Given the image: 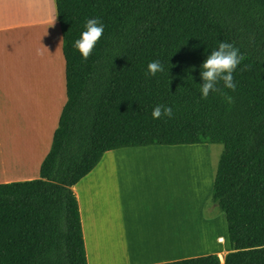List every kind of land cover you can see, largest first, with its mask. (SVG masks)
Wrapping results in <instances>:
<instances>
[{"label": "trees", "instance_id": "trees-1", "mask_svg": "<svg viewBox=\"0 0 264 264\" xmlns=\"http://www.w3.org/2000/svg\"><path fill=\"white\" fill-rule=\"evenodd\" d=\"M55 2L67 103L40 179L0 185V264H88L73 187L108 152L195 145L223 146L211 201L231 251L165 264H264V0ZM88 18L104 33L84 60L73 45ZM225 41L244 56L235 91L218 85L231 104L200 93L201 66ZM161 104L172 117L152 118Z\"/></svg>", "mask_w": 264, "mask_h": 264}, {"label": "crops", "instance_id": "crops-1", "mask_svg": "<svg viewBox=\"0 0 264 264\" xmlns=\"http://www.w3.org/2000/svg\"><path fill=\"white\" fill-rule=\"evenodd\" d=\"M3 3H5V0H0V129L3 124V117L8 116L9 119L5 118L7 122L5 129L28 134L25 118H32L33 113L25 108L28 105H25L22 100L30 94L33 100L38 98L41 101L40 97L43 93L38 88L45 86L47 83L49 63L50 68H54V66L56 68V64L54 65L56 59L60 62L57 66L59 79L56 81V75H50L53 82L50 92L53 93L52 95L55 98L49 97L48 101L37 106L44 117L43 134L45 133L44 136L47 135L46 139H42L41 146V139L39 138L36 146V139L34 138L31 146L27 147L29 153L26 156V164L22 167L21 173L19 175L16 173L11 174V176H14L12 178H8L7 173H5L4 179H0V185L40 179L42 164L51 151L54 136L67 103L66 62L63 54L64 40L57 18L55 0H52L54 20H51V27L56 29L58 39L54 54H52L48 44H45V47L41 48L44 55L31 59L32 65L39 67L41 71L37 78L39 84L37 86L33 85L30 89L26 87V6L23 7L22 11L19 9L18 12L14 11L12 15L7 14L5 16L2 9ZM34 26H39V24H34ZM43 26L44 30L48 27L47 24ZM20 37L24 42L22 49L19 45ZM41 82L44 83L41 84ZM27 90L28 93H26ZM61 97L62 104L58 110V100L56 99L60 100ZM33 107L36 108V106ZM51 117L53 119L57 118L53 125L49 123ZM28 122L31 123L30 120ZM151 149L157 148H127L108 152L99 165L73 187L72 190L80 209L88 264H99L93 257L95 249L100 248L102 254L103 252L105 254L109 242L114 248L124 250L126 257L122 261H106L104 263L165 264L208 255H217L224 261L223 253H219L217 250L190 257L188 255L155 254L149 251V239L155 237L150 235L157 231L153 226H149V222L153 223L152 216L156 210L157 198L159 197L157 189H152L151 185L149 187V162H152L149 159H153L149 158L151 157L149 156V150ZM119 167H128L130 170H122L120 173L117 170ZM209 169L212 172L210 164ZM214 180L215 177L208 184L209 192L206 196L208 201L212 196ZM158 225H160L159 227H168L164 223ZM225 244L230 247L228 235L224 238H221L220 235L214 243L218 249L225 247Z\"/></svg>", "mask_w": 264, "mask_h": 264}, {"label": "rangeland", "instance_id": "rangeland-1", "mask_svg": "<svg viewBox=\"0 0 264 264\" xmlns=\"http://www.w3.org/2000/svg\"><path fill=\"white\" fill-rule=\"evenodd\" d=\"M52 3V0H51ZM29 5V0H5V3L2 5L3 13L6 16L7 14L12 15V13L22 11L23 7ZM53 9V3H52ZM27 11V7H26ZM54 14V13H53ZM54 20V18H53ZM29 25L28 20H26V26ZM39 28V27H37ZM36 28V29H37ZM31 30L25 31L26 40ZM36 31L44 32L42 29H37ZM33 34V33H32ZM23 39L20 37L19 45L22 49L23 47ZM20 49V50H21ZM44 82H41L43 84ZM49 87L42 86L43 95L40 97L41 101L36 98L32 99L30 94L26 95L22 100L26 106L27 110H31L33 113V117L36 118H25V124L28 128V134L26 132H16L14 130L5 129V125L7 122L5 118L9 119L8 116L3 117V124L0 129V156L6 155L7 153L17 152V156L15 159H11V165L7 167L6 173L8 178H12L11 174L16 173L19 175L21 173L22 167L26 164V156L29 153L27 147L31 146V143L34 142V138L36 139V146L38 144L39 138L46 139V136L43 134V126H44V117L42 112L37 109V106L41 105L43 102L48 101L49 97L55 98L50 92ZM28 93V90L26 91ZM37 97V96H36ZM58 110L62 104V97L59 100L58 98ZM33 106H36L34 108ZM57 118L51 117L50 124L54 123ZM30 120L31 123L28 122ZM16 126V125H15ZM17 127V126H16ZM30 127V128H29ZM47 144V143H45ZM44 144V145H45ZM157 149L149 150V187L151 185L152 189H157L159 193V197L157 198L158 204L156 209L160 211L162 214V218L165 221L169 218L170 220L166 223L173 222L177 223V214L176 207L179 206L181 211L184 212L185 217L189 218V221H192L193 225L197 224L202 225L203 227L209 228L211 230V234L205 239V242L215 243L216 238L220 237L224 238L228 235V224L226 221V217L222 214L218 207L212 204L211 197L209 201L206 199V196L209 192V182L216 175L217 167L223 152V146L221 145H195L187 146V147H151ZM193 148V149H189ZM187 152L195 154L196 159V171L197 174L194 176L190 175L189 172L183 171L179 166V163L175 160L176 155H184ZM201 156V157H200ZM20 157L18 164H16L17 160ZM25 158V160H24ZM16 160L15 163L12 161ZM209 164L212 168V172L209 169ZM117 170L121 173L122 170L129 171L128 167H119ZM33 175V173H32ZM5 176V174H4ZM189 181L197 182V188L195 189L197 202L194 200V193L186 188L185 183ZM204 193V196L202 194ZM207 201V202H205ZM205 203V204H204ZM164 205V210H163ZM203 208V215H202ZM166 225V224H165ZM221 229V230H220ZM216 231V232H215ZM202 244V243H200ZM200 244H194L192 247H189L190 256L202 255L207 251H219V253H223V260L227 253L231 251V247L225 244V247H221L220 249L214 248V250H206L205 248H201ZM202 246V245H201ZM221 258V257H220ZM222 260V258H221Z\"/></svg>", "mask_w": 264, "mask_h": 264}, {"label": "bare ground", "instance_id": "bare-ground-1", "mask_svg": "<svg viewBox=\"0 0 264 264\" xmlns=\"http://www.w3.org/2000/svg\"><path fill=\"white\" fill-rule=\"evenodd\" d=\"M27 7V20L29 25H27L26 33L27 31L31 30L28 35V38L26 40L25 36V58H26V64H27V82L26 87L28 89L32 88L33 85L37 86L39 84L38 82V76L40 74V68L33 66L31 63V59L37 56L36 50L41 49L42 47H45V44L49 46L50 50H52V54H54L55 50V44L58 39V33L56 29L51 27V20H53V9H52V3L51 0H29V5L26 4ZM34 24H39V26H34ZM44 24H47V29L44 28ZM39 27V28H37ZM42 29L44 32L36 31L37 29ZM33 33V34H32ZM59 60L56 59L54 65L56 64V68H50L49 63V69L47 72V83L45 86L51 88V84L53 83L50 75H56V81L59 79V72L57 70V66L59 64ZM53 66V65H52ZM37 70V71H36ZM33 80V81H32ZM39 91L42 92V87L40 86ZM192 153L187 152V154L184 155H176L174 158L179 163V166L181 169L186 172H189L190 175L194 176L197 174V167L195 162L196 159L199 160V158H196L195 154L191 155ZM17 156V152L14 153H7L6 155L0 156V179H4V174L6 173V169L8 166L11 165V159H15ZM201 157V156H200ZM18 164L20 157L16 159ZM16 160H13L12 162L15 163ZM195 177V176H194ZM197 182L189 181L185 183L186 188H189L195 196V201L197 202V196L195 189L197 188ZM198 189V188H197ZM204 196V193L202 194ZM164 210V205H163ZM176 214H177V223H173L170 221V223H166L170 219L168 218L165 221V224L168 227H159L160 225L164 223V220L162 218V214L158 209H156L153 212V223L149 222V226H153L155 228L153 235L155 236L151 237L149 239V251L155 254H167L169 256L172 255H189L190 250L189 247H192L194 244H200V247L205 248L206 250H214L215 245L212 244V242H205V239L208 236V234H211V230L207 227H203L202 225L197 224V228L195 225H193L192 221H189L188 217H185L184 212L181 211L180 207H176ZM162 226V225H161ZM160 230V231H159ZM221 230V229H220ZM216 232V231H215ZM156 238V239H154ZM158 240V241H155ZM202 245V246H201ZM93 257L96 261L99 262V264H110V263H116V262H110V263H104L106 261H122L126 257V252L122 250L121 248H114L112 244L109 242L108 246L105 250V254L100 248L95 249V252L93 254ZM118 263V262H117Z\"/></svg>", "mask_w": 264, "mask_h": 264}, {"label": "clouds", "instance_id": "clouds-1", "mask_svg": "<svg viewBox=\"0 0 264 264\" xmlns=\"http://www.w3.org/2000/svg\"><path fill=\"white\" fill-rule=\"evenodd\" d=\"M85 30L79 39L74 42V47L79 51L84 60H87L92 51L104 33V25L99 18L86 19ZM37 56H43L41 49L36 50ZM244 60L239 48L229 42H220L218 47L211 51L201 66L200 93L203 99H207L210 92H217L224 96L227 103L233 102V97L222 92L218 87L220 82L223 87L235 91L236 83L233 73ZM249 66L244 65L241 71L248 70ZM164 67L159 60H153L148 64V73L155 76L158 72H163ZM173 110L170 106L157 105L152 111L153 119H160L161 116L172 117Z\"/></svg>", "mask_w": 264, "mask_h": 264}]
</instances>
